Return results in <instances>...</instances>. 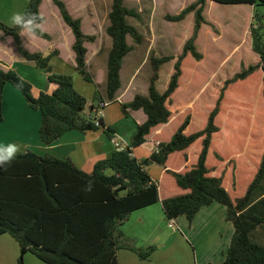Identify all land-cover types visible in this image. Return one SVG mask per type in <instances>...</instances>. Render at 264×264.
<instances>
[{
    "label": "trees",
    "instance_id": "16d2710c",
    "mask_svg": "<svg viewBox=\"0 0 264 264\" xmlns=\"http://www.w3.org/2000/svg\"><path fill=\"white\" fill-rule=\"evenodd\" d=\"M52 1L75 36V70L85 81L93 83L94 78L87 70L88 51L85 43H93L95 36L83 32L81 20L71 16L64 1ZM207 1L196 0L179 14L166 16L167 21L179 23L194 14L192 35L183 46L164 92L157 89L159 72L164 64L175 58L152 56L153 75L148 95L137 94L133 101L121 104V112L125 117L130 116L129 111L138 110H143L147 115V121L138 125L131 147L116 150L107 159L97 162L91 173L79 169L70 159L39 156L32 151L18 155L11 166L0 168V236L8 234L18 243V264H24L27 253L45 264H119L117 253L121 249L131 250L141 261H148L156 247L143 249L131 246L127 243L128 238L122 226L132 213L158 203H162L168 220L176 221L185 216L190 223L203 207L214 203L225 206L227 219L233 224L235 233L222 264H264V245L253 239L256 229L264 224V216L255 213L256 208L252 207L264 179V136L261 138L254 133L252 144L258 147L254 150L256 155L251 156L257 169L243 196L233 198L224 186V178L227 183L232 182L234 188L238 184L235 150L221 147L222 151H215L214 161L209 165L212 144L223 140L226 143L244 134L245 126L251 121L249 115L254 109L253 98L257 99L260 86V95L264 99V17L258 12L259 8L264 7V0H210L221 5L254 7L250 36L252 51L260 60L255 65L242 68L224 82L202 130L186 134L192 120V115H187L170 141L160 142L149 158L138 160L133 156V148L145 144L154 128L166 125L173 119L176 112L172 109L173 97L179 88L182 61L188 55L198 62L203 59V54L196 47V40L201 28L208 25L204 17ZM41 3L42 0H30L26 12L40 14ZM108 17L106 34L112 41V48L108 55L106 98L98 91L94 98L101 104H105L106 100L108 103L114 102L121 87V68L125 57L132 51L128 37L137 43L143 38L127 21L128 17L139 19L140 15L136 10L127 8L124 0H112ZM0 31L11 36L19 54L44 70L49 82L56 87L50 94L41 92L35 97L32 85L15 70H0V123L3 122L4 88L11 84L22 93L33 110L40 112L39 135L44 146H53L72 131L86 133L105 129L112 136L115 130L107 127L103 118L97 116L101 104L91 105L87 113V98L75 89L73 77L53 71L51 61L58 51L49 54L31 53L24 48L18 28L0 22ZM38 37L51 39L44 31ZM235 87H240L241 92H248L231 93ZM259 114L257 126L263 124L264 107L259 108ZM229 119L234 120L230 124L232 128L228 126L231 123ZM221 120H224V125H220ZM260 139L262 148L259 146ZM199 144L201 150L191 154L194 146ZM261 150L262 154H257ZM193 155L197 156L196 162L189 165ZM171 156H174L170 161L171 168H166ZM149 165L164 168V181L168 179L171 185L175 184L185 193L172 195L164 190L166 196L162 199L159 183L153 181L147 171ZM213 173L221 176H212ZM90 180L94 182V188L86 192L84 187ZM164 189H170V186L166 188L164 184Z\"/></svg>",
    "mask_w": 264,
    "mask_h": 264
},
{
    "label": "crops",
    "instance_id": "0c3cea01",
    "mask_svg": "<svg viewBox=\"0 0 264 264\" xmlns=\"http://www.w3.org/2000/svg\"><path fill=\"white\" fill-rule=\"evenodd\" d=\"M64 2L71 16L81 20L82 30L85 33L83 22H85V18L87 19V14L89 18L92 16L88 5H91L93 0H73L71 4L68 1ZM28 4L29 0H0V22L10 26L9 20L11 15L14 12H26ZM45 7L49 10L48 16L45 14ZM251 8L254 12V7L251 6ZM39 12L44 18L43 31L51 39L46 40L37 37L30 41V43L27 41V38L21 37L24 48L31 53L41 54L58 51V55L52 59V61L55 59V63H57L53 64V71L58 74H71L76 71L75 68L77 66L76 54L73 51L75 36L72 30L64 22L59 9L54 5L52 0H42ZM85 34L91 36L90 33ZM7 37L9 36H0V70H15L19 76L32 85V94L35 97H38L41 92L52 93L56 87L49 82L46 72L39 69L34 62L25 60L17 51L14 39L12 43H9ZM27 43L28 48L25 47ZM33 43H37L38 46L33 45ZM91 44L85 43L88 51L86 56L87 70L93 76L99 92L101 90V96L105 98L108 53L104 59V64V61L100 62L98 59L101 49L96 48L94 57L97 59L94 61L95 58L89 53ZM6 46L9 47L12 53L9 52ZM57 65L59 67H56ZM123 70L124 64L120 72L121 87L115 95L114 102H106L105 106L101 107L100 102H93L94 99L90 100L87 98L86 112L89 113L91 105H100L97 116L103 118L107 127L115 130L112 136H109L105 132V129L86 133L72 131L65 134L53 146L46 147L41 143L39 135L41 126L40 112L33 110L29 106L27 100L19 90L11 84H7L3 92V122L0 123V143H17L26 146V152L32 151L39 156L51 155L59 159H70L79 169L91 173L97 162L107 159L117 150L114 145V139L124 147H131L138 125H142L147 121V115L143 110L129 111V117H125L121 112V104L133 101L137 95L133 94L129 99H125L130 92L129 90L136 73L130 74L127 84L124 85ZM72 77L75 89L83 96L90 97L92 89L80 80L76 72ZM219 85L222 87V82ZM261 92L262 86L259 87L254 109L251 115H249L251 121L245 126L244 134L242 136L236 135L235 140H229L226 143H224L225 140L221 142V147H229L235 150L234 156L238 162L235 168L236 180L238 182L236 188L233 187L232 182L227 183L224 178V186L233 198L245 194L246 188L254 178L257 169L251 155H256L254 150L258 147L252 144L254 133L259 134L261 138L264 136V119L262 118V125L257 126L256 123L257 117L260 116L259 108L264 107V99L260 95ZM95 94L93 98H95ZM112 107L116 109V116L109 114ZM172 122L173 119L166 125L154 128L147 136L145 144L133 148V156L138 160L147 159L157 150L160 142L170 141L178 128H175L166 139H163L162 136L165 130L171 126ZM187 130L186 134H188ZM222 134L223 130L219 135L222 136ZM259 146L262 148V140ZM237 150H239L238 153ZM258 153L259 155L262 154V150ZM173 158L174 156L170 157L166 168H171L170 161ZM196 159L197 156L191 158L189 165L194 164ZM185 169L183 168L182 170ZM147 171L152 180L159 183L162 199L166 196L164 195L165 191H168L172 195L185 193L175 184L171 185L170 189H164L165 183L163 182H165L166 178V170L164 168H156L155 165H149ZM212 176L221 175L213 173ZM252 207L256 208L255 213L264 216V179L261 183V190L256 193ZM171 221L174 220L167 219L162 203L132 213L122 226L123 233L128 238L127 243L136 248L143 249L155 246L156 251L148 261H141L135 252L121 249L117 253L119 264H222L226 260L235 228L227 219V209L225 206L214 203L211 206L203 207L197 213L192 223L185 216L174 221L173 226H170ZM3 236L10 235L5 234L0 237ZM253 239L258 244L264 245V224L256 229ZM3 241L4 243H8V240ZM11 243L16 246L18 245L13 238ZM9 246L11 247V244ZM38 261L40 260L38 259ZM14 262V258L10 260V264H14Z\"/></svg>",
    "mask_w": 264,
    "mask_h": 264
},
{
    "label": "rangeland",
    "instance_id": "374dc122",
    "mask_svg": "<svg viewBox=\"0 0 264 264\" xmlns=\"http://www.w3.org/2000/svg\"><path fill=\"white\" fill-rule=\"evenodd\" d=\"M64 1L71 4L73 0ZM194 1L196 0H125V6L136 10L140 15L139 19L128 17L127 21L143 37L140 43L135 42L130 36L127 39L132 51L125 57L123 62V84H127L130 74H136L130 92L125 99H129L133 94L147 95L153 75L152 56L175 58L164 64L159 72L157 89L161 93L167 89L174 72V65L182 53L185 42L192 35L194 14L188 15L184 21L179 23L167 21L166 16L179 14ZM111 6L112 0H93V3L88 5L92 16L89 18L87 14V19L85 18V22H83L85 33L95 36V42L90 45L89 53L94 57L95 49H101L100 55H98L100 62L104 61L107 53L109 55L112 46V41L106 34ZM258 12L260 16L264 17V7L259 8ZM45 14L47 16L49 14L47 7H45ZM253 15L254 12L249 5H221L210 0L207 1L204 17L208 25L201 28L196 40V47L203 54V59L198 62L188 55L182 61V76L172 104V109L178 112H174L173 123L163 133V139H166L175 128H178L185 117L190 114L192 120L187 130L188 134L202 130L207 124L209 113L214 108L222 88L219 84L222 82L224 85L226 79L232 78L242 68H248L250 65L259 62V57L252 51L250 36ZM33 45L38 46L37 43H33ZM9 52L12 53L10 50ZM55 62V59L51 61L52 69ZM75 72L80 80L92 89L90 97L84 96L93 100L94 93L99 92L97 85L95 82L85 81L77 71L66 75L74 76ZM245 87L247 88V86ZM239 88L235 87L231 93L233 91L243 94L248 92V90L241 92ZM253 103H256V97L253 98ZM109 114L116 116V109L112 107ZM233 119H229L231 123L228 126L232 122L234 123ZM220 125H224V120H221ZM228 130L229 135H231V129ZM220 144L221 142L218 141L212 144V153L209 159L210 166L214 161L215 151H222ZM196 146H194L191 154H195L198 149L201 150V144ZM155 166L156 168L160 167ZM177 168H179V165ZM165 185L167 188L171 186V182L166 179ZM3 240H8V243H4ZM11 240L10 236L0 237V264H10V260H13V258L15 260L14 264H18L20 248H17L18 245L12 244ZM24 264L44 263L38 261L33 254L27 253L24 256Z\"/></svg>",
    "mask_w": 264,
    "mask_h": 264
},
{
    "label": "clouds",
    "instance_id": "9594fccd",
    "mask_svg": "<svg viewBox=\"0 0 264 264\" xmlns=\"http://www.w3.org/2000/svg\"><path fill=\"white\" fill-rule=\"evenodd\" d=\"M43 16L33 12H14L9 20V25L12 28H18V35L22 38H27L30 42L36 39L39 33L43 32ZM0 36H4V32L0 31ZM8 42L12 43L13 38L7 37ZM28 48V43L25 44ZM26 153V146L17 143H0V168H6L16 161L18 155ZM94 188V182L88 181L84 187V191L91 192Z\"/></svg>",
    "mask_w": 264,
    "mask_h": 264
},
{
    "label": "built area",
    "instance_id": "2783aa9c",
    "mask_svg": "<svg viewBox=\"0 0 264 264\" xmlns=\"http://www.w3.org/2000/svg\"><path fill=\"white\" fill-rule=\"evenodd\" d=\"M104 106H105V104H101V107H104ZM114 145H115V148L117 149V151H122L125 148L116 139H114ZM173 224H174V221H171L170 226H173Z\"/></svg>",
    "mask_w": 264,
    "mask_h": 264
}]
</instances>
